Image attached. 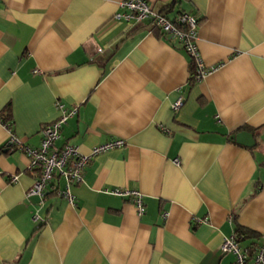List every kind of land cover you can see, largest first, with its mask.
Returning a JSON list of instances; mask_svg holds the SVG:
<instances>
[{
    "label": "crops",
    "instance_id": "obj_1",
    "mask_svg": "<svg viewBox=\"0 0 264 264\" xmlns=\"http://www.w3.org/2000/svg\"><path fill=\"white\" fill-rule=\"evenodd\" d=\"M122 0H0V112L37 147L75 109L55 145L95 155L71 185L56 177L40 204L29 157L0 120V264H233L235 224L264 232V0H147L198 20L210 71L189 84V55L148 20L115 19ZM181 98L180 107L171 108ZM247 131L254 145L230 139ZM137 190L144 211L114 190ZM37 211L42 222H33ZM166 214V217L163 215Z\"/></svg>",
    "mask_w": 264,
    "mask_h": 264
},
{
    "label": "built area",
    "instance_id": "obj_2",
    "mask_svg": "<svg viewBox=\"0 0 264 264\" xmlns=\"http://www.w3.org/2000/svg\"><path fill=\"white\" fill-rule=\"evenodd\" d=\"M119 6L121 11L114 15L115 19L134 22L148 20L163 36H166L170 41L179 43L181 48L195 62L197 80H200L210 71L203 65L195 44L198 20L194 15L180 12L171 18L164 12L155 9L147 0H122ZM181 103V98L176 99L171 106L172 110L175 112ZM56 107L60 110V115L54 122L41 128V140L37 147L29 148L22 145L21 140L6 125L10 132V144L14 147L18 146L26 152L29 157V169L38 170L34 182L26 192V197L35 196L39 199L40 204L45 199L46 187L55 173L64 178L63 188H57L56 193L71 203L73 201L71 185L82 180V171L88 162L101 152L124 145V140L114 139L93 147L86 154L81 153L76 146L70 144L61 147L56 146L55 140L59 136L62 125L75 112V109H66L59 103H56ZM113 193L131 198L137 215L143 213L144 204L141 192L119 189L114 190ZM163 217H166V214ZM31 219L36 223L43 221L37 211L32 213ZM220 252L232 254L234 256L233 264H264V232L261 234L260 241L251 251L242 248L239 239L234 234L223 239Z\"/></svg>",
    "mask_w": 264,
    "mask_h": 264
},
{
    "label": "trees",
    "instance_id": "obj_3",
    "mask_svg": "<svg viewBox=\"0 0 264 264\" xmlns=\"http://www.w3.org/2000/svg\"><path fill=\"white\" fill-rule=\"evenodd\" d=\"M180 13V12H179ZM198 20V19H197ZM199 23V20H198ZM190 57V56H189ZM189 84L193 85L196 81H197V72H196V65L194 60L190 57V63H189ZM10 116V109L9 106H6L5 108L2 109V111L0 112V120L2 123H4L5 125L10 127V123L6 122L8 120ZM36 173H38V170H34ZM56 177H62L60 176L58 173H55L53 175V178L51 180V182L56 178ZM50 182V183H51ZM49 183V184H50ZM48 184V185H49ZM47 185V186H48ZM47 189V187H46ZM234 234L238 239L241 238H245L246 236H252V233L249 232L246 228L240 226L239 224H235V230H234Z\"/></svg>",
    "mask_w": 264,
    "mask_h": 264
},
{
    "label": "water",
    "instance_id": "obj_4",
    "mask_svg": "<svg viewBox=\"0 0 264 264\" xmlns=\"http://www.w3.org/2000/svg\"><path fill=\"white\" fill-rule=\"evenodd\" d=\"M230 139L247 147H252L254 145L253 135L247 131H240L238 133L232 134Z\"/></svg>",
    "mask_w": 264,
    "mask_h": 264
}]
</instances>
